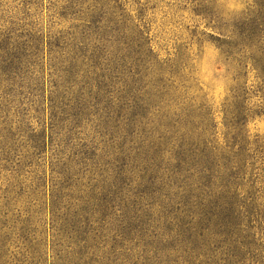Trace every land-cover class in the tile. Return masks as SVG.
<instances>
[{
	"label": "rangeland",
	"instance_id": "1",
	"mask_svg": "<svg viewBox=\"0 0 264 264\" xmlns=\"http://www.w3.org/2000/svg\"><path fill=\"white\" fill-rule=\"evenodd\" d=\"M243 17L264 53V0H0V264H264Z\"/></svg>",
	"mask_w": 264,
	"mask_h": 264
},
{
	"label": "trees",
	"instance_id": "2",
	"mask_svg": "<svg viewBox=\"0 0 264 264\" xmlns=\"http://www.w3.org/2000/svg\"><path fill=\"white\" fill-rule=\"evenodd\" d=\"M225 27H227L226 31L219 29L220 33L216 38L218 47L227 58L237 62L240 66H246L249 60L253 70L256 71V78L260 80V84L262 83L261 89L264 90L263 30L260 19L243 17L235 20L230 25H225ZM254 51L258 52V54ZM239 104L237 110L240 118L236 119V124L245 123L251 112L264 114V101L254 111L248 108L243 100Z\"/></svg>",
	"mask_w": 264,
	"mask_h": 264
}]
</instances>
